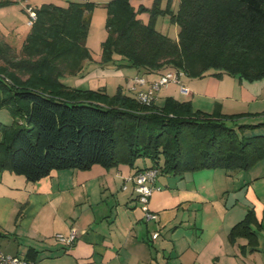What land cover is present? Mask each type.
<instances>
[{
	"label": "trees",
	"instance_id": "16d2710c",
	"mask_svg": "<svg viewBox=\"0 0 264 264\" xmlns=\"http://www.w3.org/2000/svg\"><path fill=\"white\" fill-rule=\"evenodd\" d=\"M16 2L0 0V8ZM96 5L44 3L33 8L36 19L19 52L0 40V108L14 116L13 124L0 121V172L9 169L37 181L56 170L133 166L148 158L165 175L204 169L234 175L264 159V122L236 128L226 122L239 115L224 114L219 105L208 113L172 96L162 105H146L122 87L109 94L63 83V75L79 74L92 59L87 40ZM105 7L102 62L117 53L145 74L176 69L191 78H264V0H180L171 17L178 39L156 28L158 0L148 23L138 18L131 0H109ZM247 128L252 133L246 135ZM255 224L249 209L229 240L245 237L253 245Z\"/></svg>",
	"mask_w": 264,
	"mask_h": 264
},
{
	"label": "crops",
	"instance_id": "0c3cea01",
	"mask_svg": "<svg viewBox=\"0 0 264 264\" xmlns=\"http://www.w3.org/2000/svg\"><path fill=\"white\" fill-rule=\"evenodd\" d=\"M143 15L137 16L147 23ZM0 35L6 41L1 31ZM97 54L91 52V60L100 62ZM146 75L149 81L159 76ZM131 79H125L126 86L120 79L109 81L106 88L122 87L126 93ZM183 83L189 93H179L194 95ZM238 83L245 101L247 88ZM248 95V101L260 97ZM151 166L150 159L139 158L133 166L95 164L88 170H56L37 181L2 170L0 250L29 255L39 264H264V159L245 172L244 182L230 177L241 171L229 175L223 169L160 174L149 203L158 218L147 221L129 178L137 169ZM249 209L259 223L253 225L257 241L248 245L247 238L239 237L231 242V229ZM72 229L78 234L73 245L55 239V234H69ZM155 232L159 236L154 239Z\"/></svg>",
	"mask_w": 264,
	"mask_h": 264
},
{
	"label": "rangeland",
	"instance_id": "374dc122",
	"mask_svg": "<svg viewBox=\"0 0 264 264\" xmlns=\"http://www.w3.org/2000/svg\"><path fill=\"white\" fill-rule=\"evenodd\" d=\"M71 1L77 0H25L4 6L0 8V31L5 35L6 41L17 51L21 49L23 41L31 30L30 8L39 7L44 3L53 2L62 6H68ZM97 2L95 7L92 24L88 34L87 44L91 52L101 56L100 62L97 60H89L83 64L82 70L77 75L66 73L61 77L63 83L76 88L98 90L105 88L109 94L116 93V86L109 85L106 88V83L109 81L119 80L120 83H125V79L135 77L141 73L138 68L130 66L128 60L117 53H114L110 60L102 62V46L107 38L106 17L107 9L104 3L108 0H94ZM156 0H131L132 5L138 11V14H144L143 18L147 23L151 19V9L154 7ZM161 12L156 15L155 25L161 31L165 30L166 34L172 39H177L176 23L171 20L172 14L178 12L180 0H158ZM144 7V10H139ZM164 28V29H163ZM0 40L5 41L0 35ZM97 54V56H98ZM212 70L211 72H213ZM141 75H147L142 73ZM149 76V75H148ZM26 77V76H25ZM148 79V78H147ZM183 81L190 86L194 95L182 96L179 93V86L169 83L161 88L160 94L156 100L157 105H162L166 94H172L173 97L180 101H191L195 110L205 111L211 109L212 113L216 106L219 105L222 113L227 115H239L235 118L227 120V124L239 128L245 124H257L264 122V78L256 81L243 80L247 90L244 91L245 101H242V96L236 85H239V78L229 74L216 76L209 74L205 77L191 78L187 75L183 76ZM236 83V84H235ZM125 85V84H123ZM126 86V85H125ZM128 87V86H127ZM126 87V88H127ZM128 94V89H125ZM169 92V93H168ZM249 94H257V101H248ZM168 95V96H170ZM193 97L194 100L193 101ZM213 109V110H212ZM0 121L10 125L14 123V116L11 111L6 108H0ZM253 130L247 128L245 134L252 133ZM246 171H241L240 176H230L231 178L239 179L242 182Z\"/></svg>",
	"mask_w": 264,
	"mask_h": 264
},
{
	"label": "built area",
	"instance_id": "2783aa9c",
	"mask_svg": "<svg viewBox=\"0 0 264 264\" xmlns=\"http://www.w3.org/2000/svg\"><path fill=\"white\" fill-rule=\"evenodd\" d=\"M36 19V12L30 8L29 25H32ZM182 70L171 69L158 76V78L149 81L145 75H136L131 79L128 87L129 94L136 98L142 104L150 105L155 101L157 93L162 87L169 83L179 85L180 90L184 94L189 93L188 87L183 83L184 76ZM160 175V170L155 167L144 168L141 171L133 174L129 179L134 182L135 192L137 194L138 202L143 205L145 209V218L147 221L156 220L157 214L151 211L149 203L151 196L157 189L155 182ZM127 188V186H124ZM159 236V232L153 233L152 237L155 239ZM78 234L76 229H72L69 234L57 233L55 239L65 246H71L77 239ZM0 264H39L37 261L27 258L26 256L8 254L0 250Z\"/></svg>",
	"mask_w": 264,
	"mask_h": 264
}]
</instances>
